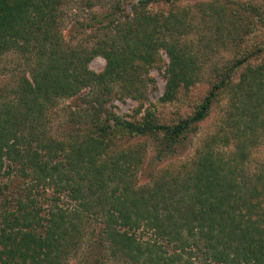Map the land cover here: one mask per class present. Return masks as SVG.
Returning <instances> with one entry per match:
<instances>
[{
	"label": "trees",
	"instance_id": "1",
	"mask_svg": "<svg viewBox=\"0 0 264 264\" xmlns=\"http://www.w3.org/2000/svg\"><path fill=\"white\" fill-rule=\"evenodd\" d=\"M64 1L0 0V57L17 51L34 62L30 79L20 78L14 91L16 107L0 105V169L3 159H10L23 173L30 169L24 174L36 186H55L73 200L91 201L104 217L110 253L129 264H177L195 252L213 264H264V166L251 174L242 167L264 131V46L257 51L261 60L247 48L220 70L213 69L201 93L196 57L171 36L189 26L174 9H158L181 0H138L132 17L113 23L104 40L88 49L62 41L58 23ZM214 2L209 3L210 17L219 21L225 7ZM97 56L105 66L94 73L87 64ZM163 67L164 92L140 122L106 115L66 144L37 136L21 142V127L40 119L54 100L74 97L92 84L107 89L110 82H121L122 94L135 98L144 91V73ZM222 93L229 95L227 119L197 152L186 183L172 188L157 181L140 190L130 186L128 177L142 164L143 147L118 153L109 149L121 140L153 137L160 153H174ZM232 141L229 155L214 148ZM28 195L2 201L0 264H63L79 240L81 215L55 209L42 224ZM12 201L16 209L10 208ZM143 227L151 238L137 235ZM163 239L172 246L171 254Z\"/></svg>",
	"mask_w": 264,
	"mask_h": 264
},
{
	"label": "rangeland",
	"instance_id": "2",
	"mask_svg": "<svg viewBox=\"0 0 264 264\" xmlns=\"http://www.w3.org/2000/svg\"><path fill=\"white\" fill-rule=\"evenodd\" d=\"M213 1L215 6L225 7L222 12L224 16L219 21L210 17H214L209 4ZM137 3L138 0H65L60 9L58 23L62 41L70 47L80 46L88 49L95 46L109 34L108 30L113 23L123 22L126 16L132 17L133 7ZM158 9H174V13L182 15L189 26L185 31L171 36L196 57L200 79L198 89L201 93L209 86L212 70H220L226 66L242 49L249 48L251 52L257 53L260 57L257 59L261 60L257 51L264 46V0H181L171 6L162 4ZM169 37L166 35V38ZM159 55L167 65L169 59L165 51L160 50ZM33 66V61L17 51H9L0 57L1 106L9 104L13 108L16 107L18 98L14 91L19 89L20 78L30 79ZM104 66L105 61L100 56L94 57L87 64V68L94 73L101 72ZM141 78L144 80V91L138 92L135 98L122 94L124 90L121 82H110L107 89L92 84L74 97L54 100L44 110L40 119L28 122L26 129L25 126L21 127V142H27L37 136L40 139L47 138L66 144L71 140V136L92 129L96 123L98 125L103 121L106 115H115L123 121L140 122L146 110L155 104L164 92L165 67L150 69ZM192 93L194 96L195 92ZM228 96V93H222L217 97L207 118L199 123L197 131L190 134L174 153H160L153 137L121 140L117 146L110 148L108 153L114 150L118 153L119 150L137 147L136 145L143 147L142 164L136 168L134 176L128 177L130 186L140 190L150 188L157 181L169 184L172 188L176 182L186 183L197 152L204 147L210 136L219 133L218 128L223 126L222 121L227 119V112L230 110ZM18 147L23 149L22 145ZM31 147L44 154L34 141L31 142ZM214 148L229 155L234 151V143L232 141L224 145L219 142ZM3 162L0 169V213L5 197L29 194L39 217L43 219L42 224L49 218V212L55 209H60L67 215H71L73 211L81 215L82 219L78 224L79 240L72 246L63 264H129L110 253L103 235L104 217L102 212L94 208L91 201L84 203L82 198L73 200L55 186H36L24 174L31 172L29 168L23 173L20 166L10 159L4 158ZM261 166H264V131L258 144L249 148L247 159L242 164L248 174ZM3 193L6 195H2ZM25 207L29 210L28 206ZM10 208L16 209L13 201ZM145 229L148 230L146 227L137 230V235L143 234V239L151 238L152 232ZM162 242L171 254L172 246H166L164 239ZM195 253L184 254L182 261L177 264H213L201 253Z\"/></svg>",
	"mask_w": 264,
	"mask_h": 264
}]
</instances>
